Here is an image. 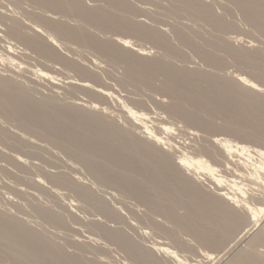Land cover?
<instances>
[{"label":"bare ground","instance_id":"obj_1","mask_svg":"<svg viewBox=\"0 0 264 264\" xmlns=\"http://www.w3.org/2000/svg\"><path fill=\"white\" fill-rule=\"evenodd\" d=\"M9 1L7 6L0 2V121L56 146L93 179L87 184L62 170L41 172L36 187L45 192L47 181L73 195L76 204L62 203L63 213L39 205L38 214L57 229H67L72 221L83 225L90 236L118 247L128 264L195 261L188 263L178 248L200 250L199 264H264V46L246 44L237 35L245 23L250 35L264 38V0ZM236 14L242 25L238 18L235 22ZM131 37L151 44L156 54L136 48ZM188 51L207 69L193 68ZM104 63L122 68L123 86L161 93L168 102L153 99L157 108L151 111L144 100L112 92L98 73ZM229 67L238 70L227 72ZM40 80L52 89L65 87L76 101L38 97ZM172 118L211 140L188 143L192 131L189 140H181L182 127H173ZM24 138L0 127L7 149L34 148ZM12 156L28 170L25 158ZM201 174L219 187L216 193L204 189ZM227 176L235 177L230 187L238 192H223ZM125 208L132 217L122 212ZM81 210L89 217L78 215ZM14 217L0 211V264H108L86 256L94 248L90 243L98 242L89 234L87 241L57 243ZM142 226L171 239L176 251L164 242L146 243L151 233Z\"/></svg>","mask_w":264,"mask_h":264},{"label":"rangeland","instance_id":"obj_2","mask_svg":"<svg viewBox=\"0 0 264 264\" xmlns=\"http://www.w3.org/2000/svg\"><path fill=\"white\" fill-rule=\"evenodd\" d=\"M1 1H3V2H1ZM0 2L2 3V4H6V6L7 5H9L10 4V1L9 0H0ZM237 15V14H236ZM238 16H240L239 14L237 15V16H235V22L237 21V18L238 19H240V17H238ZM241 19H242V17H241ZM238 20L239 22H237V24L239 25H242V23H240V22H243V19L242 20ZM244 23V22H243ZM244 25H245V23H244ZM239 26L240 27V31L238 32V37L240 38V39H243L245 42L246 41H248V42H250V41H252L251 43L252 44H256V46H258V44L260 45V47H263L264 46V44H262V43H264V41H262V40H264V38H261L260 37V39H262V40H260L259 38H254V36L251 34L250 35V31H251V28L248 26V27H245V26ZM247 26V25H246ZM243 27H245V28H243ZM243 28V29H242ZM249 28V29H248ZM247 31V32H246ZM249 31V32H248ZM236 34H233V36H237ZM248 34V36H245V35H247ZM241 35V36H240ZM252 36H253V38H252ZM244 37V38H243ZM256 37V36H255ZM258 37V36H257ZM132 38V39H131ZM131 38H129V40L132 42V40H133V44L135 43V45H136V48L138 47V48H143V46H144V49L146 48V49H148V52H150V55H154V54H156V50L155 49H153V47H151V44H149L148 42H140L141 40H139V39H137V38H134V37H131ZM252 38V39H251ZM134 39H135V42H134ZM253 39H256V41H254ZM137 40V41H136ZM139 40V41H138ZM257 41H259V42H257ZM262 41V42H261ZM254 42V43H253ZM255 42H257V43H255ZM137 43V44H136ZM149 44V45H148ZM246 44H247V42H246ZM134 45V46H135ZM139 46H141V47H139ZM188 53H189V58H190V60L192 61V63L188 60V62H190V63H188V64H185V65H188L189 66V64L193 67V68H197L199 65H200V69H207V67H205V66H203L202 68H201V66H202V63L199 61V59L198 58H196L195 57V55L193 54V53H190L189 51H188ZM89 55V53H86V56H88ZM194 60V61H193ZM198 61V62H197ZM195 62V64H193ZM196 62H197V64H196ZM201 64H200V63ZM103 66V68L102 69H98V73L100 74V76L102 77V81H103V83H104V85L105 86H107L108 88H110L111 89V91L112 92H116L118 95L120 94V96H122L123 98H132V99H137V100H144V102H145V104H146V106H147V109H149V110H151V111H153V110H156V108H157V103L153 100V99H156V101H157V99H159L160 98V100H158V101H162V99L165 101V103H167L168 102V98H166L165 96H163L161 93L160 94H157L158 92H154V91H148V90H137V89H135L134 87H130V86H123V84H121V82H119L121 79H122V75H123V70H122V68H119V67H116V66H111V65H109V64H107V63H104V64H102ZM196 65V66H195ZM198 65V66H197ZM195 66V67H194ZM205 67V68H204ZM198 68V69H199ZM0 69L2 70V69H4V67L3 66H1L0 65ZM105 71H104V70ZM229 69V70H228ZM227 69V72H230V73H232V72H235L236 73V71L238 70L236 67L234 68H231V67H229ZM237 69V70H236ZM119 71V72H118ZM232 71V72H231ZM105 72V73H104ZM108 72V73H107ZM122 72V73H121ZM234 73V74H235ZM238 73V72H237ZM32 77L30 74H25L24 76L25 77ZM33 78V77H32ZM26 80V79H25ZM24 79H23V81L26 83V85L28 86V83L25 81ZM116 81L119 83H116ZM24 83V84H25ZM46 83H47V85L49 86V88H47L48 86L46 85ZM121 84V85H120ZM39 85V86H38ZM47 86V87H41V86ZM30 86V85H29ZM31 86H33L32 84H31ZM53 88V86L52 85H50L47 81H45V80H40L39 81V83L36 85V90H37V96L38 97H41V96H48V95H52V96H54L55 95V97H57L61 102H63V103H71L72 101L73 102H75L76 101V97L74 98L73 96H70L69 94H67L68 92H67V89L64 87L63 88V86H58V88L57 89H52L51 87ZM59 87H60V89H59ZM112 87H113V89H112ZM129 87V88H128ZM41 90H40V89ZM45 88H47V89H45ZM115 88V89H114ZM263 88L264 87H262V90H263ZM48 89H50V90H48ZM62 89V90H61ZM64 90V91H63ZM58 91V92H57ZM119 91V92H118ZM54 92V93H53ZM60 92V93H59ZM40 94V95H39ZM158 95V96H157ZM83 96V95H82ZM155 97V98H154ZM80 98H83V97H81V95H80ZM165 99H167V100H165ZM154 101V102H153ZM157 101V102H158ZM154 103V104H153ZM111 105L112 106H110V107H112V110H115L114 108H116L115 107V105H113L112 103H111ZM154 106H156V108L154 107ZM1 120H3L2 121V123H1V121H0V127L1 128H3V129H6V131H8L9 133L11 132V133H13V134H17L18 133V135L20 134V135H22V137H25L24 138V140L26 139V142H28L29 140L30 141H32L31 143H29L32 147H34V148H29V150L28 149H25V150H13V148L11 147V148H8L7 149V147H4L5 145H4V143L2 144V142H0V145H1V147H0V151H1V153L0 154H2L1 156H0V166H1V168H0V211L2 212L3 211V213H6V214H8V215H10V216H15L14 218H16V219H18V220H20V221H22L28 228H30L31 230L34 228V231L35 230H39L40 231V233H42V232H45V233H43V234H45V235H47L48 237H50L51 239H53L55 242H57V243H64V242H66V241H73L74 239H76L77 238V240L78 239H81L82 238V240H88V236L89 237H92L93 239L95 238L94 237V235H91L90 236V234H89V232L87 231V230H85L86 228H84V226H83V228H82V226H80L81 224H76L75 222H70V224H69V226H68V228L67 229H57V227H55V226H53L52 224H50L49 222H47L45 219H43L39 214H38V212L36 211V206H39V205H41V206H43V207H46V208H52V209H55L56 211H58V212H60V211H62L61 213H63L64 211H63V209H61V207H60V205L63 203V204H69V202H75V203H73V204H76V201H74V198H73V195H71L70 196V193L69 194H67L68 192L67 191H65V190H62V189H60V188H53V186L51 185V184H49L47 181L45 182L46 184H45V192H43L44 191V189H42V188H39V187H36L35 185H34V182L35 181H38V180H40V179H42L44 176V174L42 175V173H46V171H47V173L48 172H56L55 170H62V172L61 173H65V172H67L66 174H71V175H73L74 177H76V178H83L84 179V182L85 183H87V184H90L91 182H93V179L91 178V176L87 173V171H86V169L82 166V165H80V164H78L77 162H75L74 160H72L70 157H68L67 155H65L60 149H58L56 146H54V145H52V144H50V143H48V142H46V141H44L43 139H42V141H41V139L40 138H38V137H36L35 138V136H29V134H26V133H24L23 131H21L19 128H17V129H15V127H17L16 126V124L15 123H12V122H8V121H5L4 122V119L3 118H1ZM169 122L171 123V125H174L176 122V124L173 126V127H175V128H177V127H179V128H181V131L183 132H181V134H184V135H178L180 138H181V140L182 139H184L185 138V136L187 135V133H188V135L187 136H191V131H192V139L193 138H195V139H190V141L188 142V140H189V138H191V137H188L187 138V136H186V138L188 139L187 140V142L188 143H191V144H194L193 143V141L195 142V143H200V144H203L204 142H205V140H208L209 138H211L210 136H209V134H205V132H203V131H201V130H195V128H193V127H191L190 126V128H189V126H185V124L184 123H182L181 122V124H180V120L179 119H177V118H172V119H170L169 120ZM172 122H173V124H172ZM7 124V125H6ZM6 126L5 128H4V126ZM13 126V127H10V126ZM178 125V126H177ZM3 126V127H2ZM185 126V127H184ZM11 129V130H10ZM14 129V130H13ZM20 131H19V130ZM183 129V130H182ZM185 129V130H184ZM10 130V131H9ZM18 130V131H17ZM15 133H14V132ZM190 131V132H189ZM196 133L195 134V136H197V135H199L197 138L195 137V136H193V134H194V132ZM199 131H201V132H199ZM198 132V133H197ZM190 133V134H189ZM219 135V134H218ZM33 137V138H32ZM184 137V138H183ZM219 137H221V138H226V139H230V140H232V141H236L237 139L236 138H234V137H232V136H227V135H219ZM185 138V139H186ZM28 139V140H27ZM184 139V140H185ZM211 139H209L208 141H210ZM46 143V144H45ZM37 144V147L35 146V145ZM4 145V146H3ZM7 145V144H6ZM196 145V144H195ZM197 145H199V144H197ZM3 146V147H2ZM8 147H10L9 145H7ZM40 150L41 148H43V149H41L39 152H37L38 150ZM45 148V149H44ZM13 150V151H11V150ZM15 149V148H14ZM31 149V150H30ZM32 149H35L34 151L35 152H33V150ZM48 150V151H47ZM49 150H52V151H49ZM10 151H11V153H10ZM19 151V152H18ZM28 151H30V152H28ZM42 151H43V154H39L40 152L42 153ZM12 152H13V154H12ZM27 152V153H26ZM45 152V153H44ZM53 152L55 153V154H53ZM9 153V154H8ZM17 153V154H16ZM19 153H21L20 154V156L18 155ZM37 153V154H36ZM51 155H49V154ZM16 154V155H15ZM44 154H48L47 156H45ZM12 155H14L15 156V158H20V157H23V159L25 160V162H23L22 163V165H25V166H30L29 168H28V170H26V168L27 167H25L24 168V170H23V168H21L19 165L17 166V164L15 163V161H13V156ZM44 155V157L43 158H45V160L41 157V156H43ZM3 156H4V158H5V160H4V158H3ZM19 156V157H18ZM7 157H9V158H7ZM46 157H47V159H46ZM49 157H51V158H49ZM53 157H57L56 159L55 158H53ZM65 157V158H64ZM68 157V158H67ZM6 158H7V160L9 159V161L7 162V160H6ZM12 158V159H11ZM33 158V159H32ZM52 159L51 160V162H50V160L49 159ZM70 158V159H69ZM3 159V160H2ZM20 159H22V158H20ZM22 159V160H23ZM53 159H55L56 161H57V164H56V162H55V160H53ZM12 160V161H11ZM28 161V165L26 164V162ZM31 160V161H30ZM47 160H49L48 162H50V163H48V162H46ZM2 161H5V162H7V163H5V162H2ZM53 161V162H52ZM62 161V162H61ZM11 162H13V163H15L16 165H14V164H10ZM30 162V163H29ZM38 162H39V164H38ZM45 162V163H44ZM5 163V164H4ZM25 163V164H24ZM32 163V164H31ZM51 163H53V164H51ZM9 164V165H8ZM50 164V165H49ZM56 164V165H55ZM63 164H65V165H63ZM14 165V166H13ZM33 165V166H32ZM37 165V166H36ZM61 165H63V166H61ZM17 166V167H16ZM32 166V167H31ZM36 167V168H35ZM39 167V168H38ZM42 167V168H41ZM50 167V168H49ZM53 169H52V168ZM66 169H65V168ZM4 168V169H3ZM8 168H9V170H8ZM19 168V169H18ZM49 168V169H48ZM7 171H6V170ZM15 169H16V171H15ZM36 169V170H35ZM43 169V171H41ZM48 169V170H47ZM55 169V170H54ZM19 170V171H18ZM21 170V171H20ZM39 170V171H38ZM46 170V171H45ZM67 170V171H66ZM38 171V172H37ZM21 174H20V173ZM41 174H40V173ZM5 174H7V175H5ZM9 174H11V177H10V175ZM9 175V176H8ZM24 175V176H23ZM27 176V177H26ZM40 176H42V177H40ZM206 176V177H205ZM13 177H15V178H13ZM201 178H203V179H206V181L205 180H203V187H204V189L206 190V191H211L210 193H216V191H217V189L219 188L216 184H213V183H211L210 182V177L208 176V175H206V174H201V176H200ZM228 177V176H227ZM17 178V180H15ZM235 177H228V178H224L223 180L225 181V183L222 185V188H223V192H238L236 189L237 188H235L234 190H232V188L230 187V186H232L233 187V183H232V181L233 180H236V179H234ZM21 179H23V180H21ZM37 179V180H36ZM15 180V181H14ZM20 180V181H19ZM231 182H230V181ZM238 180V179H237ZM22 181H24V182H22ZM228 181L230 182V183H228ZM239 181L240 180H238V182L237 183H239ZM90 182V183H89ZM241 183V182H240ZM240 185H242V184H240ZM224 186H226V187H224ZM34 187V188H33ZM47 187H49V188H47ZM230 187V188H229ZM37 188L39 189V190H37ZM26 189V190H25ZM246 189V188H245ZM42 190V191H41ZM98 190V193L100 194V195H102V193L103 192H101V191H103V190H101V188H99V189H97ZM101 190V191H100ZM27 191V192H26ZM38 191V192H37ZM39 191H40V194H42V195H40L39 194ZM54 191V192H53ZM60 191H62V192H60ZM65 191V192H64ZM43 192V193H42ZM47 192H48V194H50V195H47ZM56 192V193H55ZM58 192V193H57ZM64 192V193H63ZM66 193V194H65ZM257 193H259L258 191H257ZM261 193V192H260ZM35 196H34V195ZM37 194V195H36ZM53 194V195H52ZM62 194V195H61ZM262 194H264L263 193V191H262ZM21 195H23V196H21ZM30 195V196H29ZM38 195H40V196H38ZM46 195V196H45ZM61 195V196H60ZM69 195V196H68ZM44 196V197H43ZM49 196V199H47V197ZM53 196V197H52ZM33 197V198H32ZM51 197V198H50ZM32 198V199H31ZM40 198V199H39ZM107 198L109 199L108 201L112 204V205H114V206H118V207H123L124 208V206L123 205H120L119 203H118V201H116V199H110V197L109 196H107ZM36 199V200H35ZM64 199V200H63ZM39 202H38V201ZM51 200V201H50ZM55 200L57 201L56 203H55ZM59 200V201H58ZM30 201H32V202H30ZM116 201V202H115ZM131 201V200H130ZM51 202V203H50ZM54 202V203H53ZM128 203H130V204H128V205H130V206H132V207H136V209L138 208L139 210H141V211H146V209L144 208V207H142V206H139L137 203H135L134 201H131V202H129V200L127 201ZM32 203V204H31ZM118 203V204H117ZM36 204V205H35ZM59 209V210H58ZM61 209V210H60ZM5 211H8V212H5ZM82 212V213H81ZM81 212L80 211H78V215H80V216H82V217H89V213L86 211H84V210H81ZM124 214H125V212H126V214L125 215H127V216H129V217H132V216H130V214L129 213H127V210H126V208L125 209H123V211H122ZM66 213V212H65ZM80 213V214H79ZM156 217H159V218H157L158 219V221H160L161 222V220H159V219H161V217L160 216H155V218ZM23 219V220H22ZM133 221V220H132ZM162 221H163V223H165V221L162 219ZM76 225H75V224ZM74 224V225H73ZM79 227H78V226ZM51 226V227H50ZM74 226V227H73ZM139 226H141V225H139ZM77 227H78V229H80V230H78L77 229ZM81 227V228H80ZM143 227V229H145V231H147L148 230V232H150L151 233V231H150V229L149 228H147L146 226L144 227V226H142ZM77 229V230H76ZM52 230V231H51ZM83 230V231H82ZM38 231V232H39ZM78 231H81L80 232V234H79V232ZM48 232V233H47ZM82 233V234H81ZM53 234V235H52ZM71 234V235H70ZM89 234V235H88ZM59 235V236H58ZM70 235V236H69ZM88 235V236H87ZM151 235H153V236H151ZM156 235V236H155ZM65 236V237H64ZM66 236H67V238H66ZM155 236V237H154ZM55 239H54V238ZM61 237H63V238H61ZM68 237H70V238H68ZM158 239H157V238ZM165 237L166 236H158V234H155V233H151L150 234V236H149V238L147 239V240H145L146 241V243H148V244H151V243H154V241H160V242H164V244H165V246L167 247V248H169L170 247V249L172 250H174V251H176V248H178V247H176V246H174L175 244L173 243V242H171V239H169L168 237H166V238H168V239H166V240H164L165 239ZM182 238H185L186 240L187 239H189V240H187V241H191V238H189L188 236L187 237H185V235H183L182 236ZM62 241H61V240ZM69 239V240H68ZM64 240V241H63ZM77 240H75V242H78L79 243V240L77 241ZM84 240V241H85ZM86 240V241H87ZM95 240H98V242L96 241H94L93 240V242H95V243H90L91 244V246L92 247H94V248H96V247H99V246H103L102 248L101 247H99V248H101V250H99V251H97V249L96 250H93L94 248H89V251H88V253L86 254V256L88 257V258H92V257H94L95 256V258H97V259H101V260H105V261H107V263L108 264H128V262H126L127 261V259H126V257L124 256V254H123V252H121V250H119V248L118 247H113V245H110V244H108V243H106L105 241H103L102 239H100V238H98L97 236H96V238H95ZM154 240V241H153ZM81 241V240H80ZM148 241V242H147ZM170 241V243H168ZM159 242V243H160ZM81 243V242H80ZM82 243H84L83 241H82ZM169 245H168V244ZM106 244H108V245H106ZM174 244V245H173ZM193 244V243H192ZM95 245H98V246H95ZM168 245V246H167ZM175 247V248H173V247ZM107 247V248H106ZM103 248H106V249H103ZM117 248V249H116ZM69 249H72V250H69L70 252H76V249L74 250V246H69ZM108 249V250H107ZM93 250V251H92ZM111 252H110V251ZM95 252V253H92V252ZM183 251V252H182ZM181 251V249H179L178 248V250H177V253L178 254H180V256L182 255V257L184 256V258L185 257H187V261H188V263L190 262H192V259H194L195 261L196 260H199L200 258H201V254H200V250H198V251H196V253L198 252L199 253V255H198V253L197 254H195V252H189L188 253V251H184V250H182ZM103 252V253H102ZM110 252V253H109ZM122 253V254H121ZM187 253V254H186ZM93 254V255H92ZM98 254V255H97ZM112 254V255H111ZM190 254V255H189ZM106 255V256H105ZM191 255H195V256H193L194 258H192L191 257ZM198 255V256H197ZM110 256H112L111 258H109ZM191 258V260L189 259V258ZM195 257L196 258H199V259H195ZM226 260H227V258H225ZM225 259H223V262L225 261ZM116 260V261H115ZM193 260V261H194ZM202 259H200L199 261H201ZM111 261V262H110ZM123 261L125 262V263H123ZM194 261V262H195ZM194 262H192V264L194 263ZM199 264L198 263V261H196L195 262V264ZM202 264H207L206 262L205 263H203L202 262ZM211 264H216V261L215 262H213V263H211Z\"/></svg>","mask_w":264,"mask_h":264}]
</instances>
